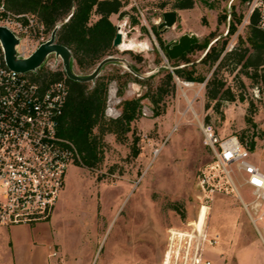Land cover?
I'll list each match as a JSON object with an SVG mask.
<instances>
[{
    "label": "rangeland",
    "instance_id": "rangeland-1",
    "mask_svg": "<svg viewBox=\"0 0 264 264\" xmlns=\"http://www.w3.org/2000/svg\"><path fill=\"white\" fill-rule=\"evenodd\" d=\"M122 1L130 50L114 46L108 56L118 59L103 65L97 77L109 80L107 118H116L125 100L137 98L141 114L128 132L104 135L102 160L94 167H68L48 220L0 225V264H192L196 256L201 264H264V243L223 169L211 168L215 156L201 130L206 123L222 139L236 135L264 172V87L242 64L226 60L216 68L205 56L224 45L222 56L232 49L252 51L250 11L263 9L264 0H194L190 9L175 8L177 0H136L144 17L131 0ZM170 10L177 11V21L163 32L159 19ZM125 15L110 18L116 24ZM232 23L237 29L230 34ZM186 33L206 47L170 59L164 45ZM97 65L81 69L73 60V70L82 75ZM42 66L64 68L55 54ZM175 68L204 80H185ZM169 71L173 80L167 82ZM209 80L210 87L224 82L222 92L230 89L235 99L217 105L218 99L208 97ZM249 108L255 112L251 122ZM234 179L250 201L252 188L237 172ZM99 243V250H91ZM57 244L65 250H51Z\"/></svg>",
    "mask_w": 264,
    "mask_h": 264
},
{
    "label": "built area",
    "instance_id": "built-area-1",
    "mask_svg": "<svg viewBox=\"0 0 264 264\" xmlns=\"http://www.w3.org/2000/svg\"><path fill=\"white\" fill-rule=\"evenodd\" d=\"M131 2L144 17L137 1ZM127 25V15L116 23L122 40L129 37ZM0 26L7 27L19 39L16 50L21 58H29L51 38L54 30L46 32L45 25L34 14L9 9L7 0H0ZM258 27L264 31V8L260 10ZM32 72L9 68L0 43V225L4 226L48 220L64 187L68 167L82 164L74 142L59 133L69 95L67 82H41L32 78ZM106 113L112 115V108L108 107ZM201 130L204 145L215 156L216 164L211 168L223 169L264 243V172L250 159V151L236 135L222 139L206 123H201ZM235 172L252 188L250 201L239 193ZM207 178L202 180L203 188L210 183L211 178ZM192 264H201V259L196 256Z\"/></svg>",
    "mask_w": 264,
    "mask_h": 264
},
{
    "label": "trees",
    "instance_id": "trees-1",
    "mask_svg": "<svg viewBox=\"0 0 264 264\" xmlns=\"http://www.w3.org/2000/svg\"><path fill=\"white\" fill-rule=\"evenodd\" d=\"M9 9L16 13H31L45 25L46 32L54 29L61 22L56 40L67 46L81 69L97 65L108 55H112L113 41L117 34V26L111 20V15L121 13L124 3L122 0H7ZM194 0H177L174 7L177 9H190ZM94 17H96L94 19ZM260 10L255 8L250 15V48L242 52L237 50L226 51L225 45L210 52V65L216 68L222 66L226 60L235 64H242L245 74L255 83L264 87V31L258 27ZM234 23L230 24L228 33L236 31ZM206 44H196L190 50L205 48ZM186 54V53H185ZM182 55V56H185ZM181 56V57H182ZM252 68L253 72L248 69ZM174 73L189 81H203L204 77H195L185 73L182 69L175 68ZM32 78L41 82L65 79L69 86V95L62 116L59 133L74 142L81 155L82 164L94 167L102 160L99 150L101 139L107 133L128 132L131 122L136 120L142 111L141 100L129 99L124 101L123 109L116 118H107L105 110L109 89V80L99 76L95 85L89 88L88 82L74 81L65 77L63 70H48L44 66L32 72ZM115 80V78H110ZM173 80V73L167 72V82ZM211 80L207 82L208 97L217 100L233 101L234 93L227 89L222 92L224 82L218 81L210 87ZM119 90V89H118ZM252 104V103H251ZM247 121H252L255 113L249 108ZM98 129L99 133L95 132Z\"/></svg>",
    "mask_w": 264,
    "mask_h": 264
},
{
    "label": "water",
    "instance_id": "water-1",
    "mask_svg": "<svg viewBox=\"0 0 264 264\" xmlns=\"http://www.w3.org/2000/svg\"><path fill=\"white\" fill-rule=\"evenodd\" d=\"M178 13L176 10L165 11L162 14V19L159 21V28L161 31H166L173 27L177 21ZM58 27L52 31L51 38L42 43L38 49L29 57L21 58L17 54L16 46L19 39L16 35L5 26H0V43L4 49L5 61L9 68L21 73H29L36 71L41 67L49 55L55 54L57 58L63 61L64 72L66 76L74 81L89 82L94 81L98 76L101 68L108 62L117 60V57L108 56L102 59L95 70L88 75L76 73L73 70V53L65 45L56 41V32ZM122 43V34L117 32L113 45L120 46ZM199 43V38L195 34H183L178 40L168 42L164 45V49L169 58L174 60L180 58L185 53L189 52L194 45Z\"/></svg>",
    "mask_w": 264,
    "mask_h": 264
},
{
    "label": "bare ground",
    "instance_id": "bare-ground-1",
    "mask_svg": "<svg viewBox=\"0 0 264 264\" xmlns=\"http://www.w3.org/2000/svg\"><path fill=\"white\" fill-rule=\"evenodd\" d=\"M128 40V37H124V39L122 40V43L120 44V46H118L120 49H122V50H124V49H129L130 50V48L129 47H127L126 45V41ZM133 43V42H132ZM138 46V45H137ZM131 47V46H130ZM136 47V46H135ZM134 48V47H133ZM207 51V50H206ZM206 51H205V53H206ZM184 84L185 85H187V86H190V85H192V83H190V82H184ZM113 94H114V92H113V90L111 91V96H113ZM190 107H191V105H190ZM111 111V110H110Z\"/></svg>",
    "mask_w": 264,
    "mask_h": 264
},
{
    "label": "crops",
    "instance_id": "crops-1",
    "mask_svg": "<svg viewBox=\"0 0 264 264\" xmlns=\"http://www.w3.org/2000/svg\"><path fill=\"white\" fill-rule=\"evenodd\" d=\"M33 225H34V224H33ZM99 246H100V243L97 244L96 248H91V250H99ZM51 250H65V249H64L63 245H61V244H57L56 247H55L54 249H53V247H52Z\"/></svg>",
    "mask_w": 264,
    "mask_h": 264
},
{
    "label": "flooded vegetation",
    "instance_id": "flooded-vegetation-1",
    "mask_svg": "<svg viewBox=\"0 0 264 264\" xmlns=\"http://www.w3.org/2000/svg\"><path fill=\"white\" fill-rule=\"evenodd\" d=\"M206 54V53H205Z\"/></svg>",
    "mask_w": 264,
    "mask_h": 264
}]
</instances>
